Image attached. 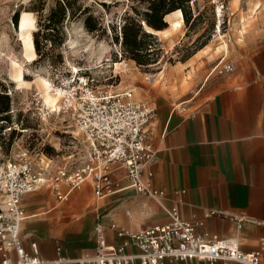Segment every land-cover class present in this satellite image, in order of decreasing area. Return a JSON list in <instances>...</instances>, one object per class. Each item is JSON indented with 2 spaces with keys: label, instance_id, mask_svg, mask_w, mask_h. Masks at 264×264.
I'll list each match as a JSON object with an SVG mask.
<instances>
[{
  "label": "rangeland",
  "instance_id": "374dc122",
  "mask_svg": "<svg viewBox=\"0 0 264 264\" xmlns=\"http://www.w3.org/2000/svg\"><path fill=\"white\" fill-rule=\"evenodd\" d=\"M57 1L0 0V107H9L0 121V164L29 151L40 168L50 164L54 170H74L87 158V140L69 110L87 89L133 90L137 101L155 108L149 127L158 113L173 108L183 114L193 111L197 101L191 99L201 81L208 77L209 85L238 78L248 60L264 48V0H194L201 21L172 36L157 37V42L144 40L156 44L146 59L160 64L142 67L121 44V27L132 2L68 0L73 12L86 9L85 14L69 16L61 29L49 31L45 26ZM29 35L39 43L35 59L26 47ZM63 37L65 43L60 44ZM196 53H201L200 60L181 67ZM223 57L233 71L212 73ZM159 68L164 73L158 75ZM67 94L74 96L68 100Z\"/></svg>",
  "mask_w": 264,
  "mask_h": 264
},
{
  "label": "crops",
  "instance_id": "0c3cea01",
  "mask_svg": "<svg viewBox=\"0 0 264 264\" xmlns=\"http://www.w3.org/2000/svg\"><path fill=\"white\" fill-rule=\"evenodd\" d=\"M165 22L168 28L153 32L157 37L186 27L181 11L167 15ZM178 22L181 26L174 28ZM200 59L196 53L181 67ZM207 79L191 99L197 101L193 111L158 113L148 127L157 153L145 175L151 172L155 187L165 192L162 201L132 190L97 199L91 181L62 202L48 189L28 194L21 203L27 216L21 228L26 247L36 242L40 257L48 261L58 260V247L64 258L81 259L95 254L98 225L109 246H120L125 240L111 229L113 224L140 233L168 224L165 209L175 207L184 220L202 224L199 233L235 239L244 252L259 250L264 241V48L238 78L209 85ZM112 176L121 186L128 185L123 166L113 165ZM235 218L252 222L239 228Z\"/></svg>",
  "mask_w": 264,
  "mask_h": 264
},
{
  "label": "built area",
  "instance_id": "2783aa9c",
  "mask_svg": "<svg viewBox=\"0 0 264 264\" xmlns=\"http://www.w3.org/2000/svg\"><path fill=\"white\" fill-rule=\"evenodd\" d=\"M233 68L223 57L212 72L223 75ZM67 96L70 100L74 95ZM76 100L69 113L87 140V158L83 165L71 171L67 168L54 170L50 164L40 168L29 151H22L16 159L0 164V264H261L264 241L259 250L244 252L235 239L199 233L202 224L184 220L175 207L165 209L170 218L168 224L140 233L113 224L111 229L125 240L120 246H109L103 227L98 225L95 254L81 259L64 258L58 247V260H44L36 242H31L28 249L21 237L22 224L27 219L21 203L28 194L48 189L62 202L91 181L97 199L122 190H132L157 202L165 196L164 191L155 187L153 174L145 175L157 153L146 133L155 116V108L137 101L131 89L105 92L87 89ZM115 164L123 166L127 172L128 185L125 187L112 176ZM235 220L239 228L252 222ZM129 247L135 248L136 253L127 252Z\"/></svg>",
  "mask_w": 264,
  "mask_h": 264
},
{
  "label": "trees",
  "instance_id": "16d2710c",
  "mask_svg": "<svg viewBox=\"0 0 264 264\" xmlns=\"http://www.w3.org/2000/svg\"><path fill=\"white\" fill-rule=\"evenodd\" d=\"M132 2L126 10L125 24L121 27L122 46L126 49V52L131 55V58L136 61L139 66L155 65L158 66L160 61L158 59H146L155 52L156 44L144 43V40H150L157 42L158 38L154 31H162L168 28V24L165 22V17L173 12L181 11L184 17V22L187 27L193 28L200 21L202 14L198 9L193 8L194 0H128ZM138 4L136 6L135 4ZM106 6V4H103ZM142 6V10L139 9ZM85 10L79 11L72 10L71 4L68 0H60L56 2V9H52V14L48 18V24L45 26L47 30L54 31V28L63 27L65 20L70 16L84 15ZM39 12V10H34ZM17 23V20H16ZM87 28H90L87 20L85 21ZM99 25V24H97ZM51 34L47 35L50 38ZM51 40V39H50ZM118 40V37H116ZM36 50L40 52L39 43L35 40ZM65 43V37L61 39L60 44ZM35 49V48H34ZM145 54V58L139 54ZM36 55V54H35ZM35 59V58H34ZM159 70V69H158ZM8 105L0 107V121H4V114L8 110ZM2 130L4 127H0Z\"/></svg>",
  "mask_w": 264,
  "mask_h": 264
},
{
  "label": "bare ground",
  "instance_id": "6f19581e",
  "mask_svg": "<svg viewBox=\"0 0 264 264\" xmlns=\"http://www.w3.org/2000/svg\"><path fill=\"white\" fill-rule=\"evenodd\" d=\"M24 19H27V18H25L24 17ZM24 19H22V21H24ZM27 21V20H26ZM25 21V22H26ZM23 25H25L24 24V22L22 23ZM27 26V25H26ZM25 26V27H26ZM175 26L176 27H178L179 28V26H181V23L180 22H178L177 24H175ZM21 27V26H20ZM24 26H22L21 27V31H25L26 30V28H25ZM26 47L29 49V51L32 53V57H33V59L35 58V49H34V43H33V40H32V38H31V36L29 35L28 36V38L26 39ZM22 77V76H21ZM84 82H86V81H84ZM48 96H50V95H48ZM58 96V95H57ZM52 98V97H51ZM50 97H49V100L51 99ZM50 102H53L52 100L50 101ZM49 104V103H48ZM53 104H55V100H54V103Z\"/></svg>",
  "mask_w": 264,
  "mask_h": 264
}]
</instances>
